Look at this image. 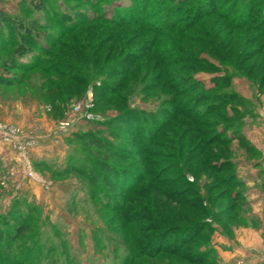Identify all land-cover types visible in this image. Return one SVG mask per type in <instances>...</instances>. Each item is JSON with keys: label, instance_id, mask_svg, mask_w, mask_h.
Here are the masks:
<instances>
[{"label": "rangeland", "instance_id": "rangeland-1", "mask_svg": "<svg viewBox=\"0 0 264 264\" xmlns=\"http://www.w3.org/2000/svg\"><path fill=\"white\" fill-rule=\"evenodd\" d=\"M44 2L46 6L41 11L31 0H0V17L17 21V27L5 29V34L11 36L7 48L0 44V76L20 78L18 85H0V123L17 126L25 137L35 141L22 153L0 140V234L5 238L10 234L0 244V264H125L132 241H143L147 236L144 231L148 230V221L136 224L135 220H148L150 202H142L136 194L124 203L132 180L126 183V177L117 176L109 182L100 164L140 174L141 158L136 155L140 149H134V140H144L145 128L165 123L186 103L199 104L197 113L207 115L211 111L208 108L220 106L215 99L218 96H225L229 103L224 107L227 114L234 116L236 112L239 123L224 137L229 140L225 149L214 146L210 150L232 160L238 185H223L227 173L210 178V173L204 176L200 172L195 178L196 167L190 168L193 163L186 166L190 174L178 171L185 167L188 148L180 167L176 168V160L168 159L165 167L170 172L163 180L174 182L169 190H177L184 200L201 198L210 211L205 220L210 228L205 232L209 241L202 243L201 239L185 247L186 257L195 258L197 252L208 249L207 264H264V86L260 88V83L264 85V0H199L195 6L188 5L191 0H152L148 3L150 19L159 17L161 25L180 20L183 28L168 27L160 33H148L145 42L138 41L141 47L126 48L129 54L113 51L108 60L109 48L101 53L99 50L100 64L115 65L110 75L96 74L83 52L90 50L96 38L107 42L116 34L118 39L119 32L102 19H114L117 14L128 17L132 0ZM206 4L211 9L203 7V12H228L230 18H207L195 25L197 9ZM88 21L94 23L84 26ZM245 22L248 26L243 27ZM19 25L37 34L41 49L51 48L53 55L43 57L38 70H6L5 65L14 61L13 44L21 39L24 30L19 32ZM69 32L74 33L67 35ZM57 42L64 48L56 46ZM70 43V47L82 50L79 59L68 51ZM80 45L90 46L82 49ZM130 53L143 62L149 61L150 69L146 68L148 63L142 62L143 82L124 103L117 99L110 102L109 96L101 100L103 83L120 80L118 73L126 69L124 56L129 59ZM22 62L33 61L29 57ZM89 64L87 79L74 72V67ZM252 70L256 71L251 76L255 80L246 76ZM74 77L88 80L89 88L79 89L73 84L67 90L65 83ZM164 80L179 85L181 91L172 94L165 90ZM158 85L161 90L143 91L144 86ZM56 86H65L66 90H56ZM202 87V91L197 89ZM203 96L211 98L204 101ZM89 100L92 107L84 111L85 118L61 133L60 125L74 119V107ZM174 101L177 105L171 103ZM206 117L207 123H219L211 129L212 135L222 137L227 120ZM185 120L180 117L172 124L184 130ZM173 137L176 138L174 133L168 137L166 134L162 141L166 154L176 157L182 144L173 141ZM176 172L178 176H173ZM213 185L218 187L211 189ZM237 194L240 199L227 215L220 219L211 217L231 207L230 201H220L219 197L235 198ZM122 205L132 213L119 214ZM14 220L24 227L25 233L20 237L13 238L14 231L6 225ZM133 223L140 226L136 232L131 230ZM166 236L163 244L170 250L181 249L184 240L190 238L188 233L178 231ZM156 249L151 247L152 251ZM135 264L187 263L163 254Z\"/></svg>", "mask_w": 264, "mask_h": 264}, {"label": "trees", "instance_id": "trees-1", "mask_svg": "<svg viewBox=\"0 0 264 264\" xmlns=\"http://www.w3.org/2000/svg\"><path fill=\"white\" fill-rule=\"evenodd\" d=\"M152 0H132L133 8L130 9V15L128 17H122L118 16L116 18H111L109 20H103L105 25H110L114 29H116L120 36L117 38L116 34L110 39L109 41L97 39L90 45H84L81 47L82 49L87 48L90 46V50L84 51L85 53V61H90L93 64L94 69H96V74H101V72L108 73L109 75L113 71L115 65H107L108 63H104L103 65L100 64V60L98 59L99 50L100 53L105 48H109V53L106 54V59L113 57V53L115 51L123 52L124 54H129L127 52L126 48L131 49H137L138 47H141L138 43L144 42L147 40L145 37L148 33H160L163 30H167L169 28H174L176 30H181L182 23L180 20H178L173 25H161V20L159 17H154L153 19H150L152 14L148 13L150 12L148 9V3ZM199 0H191V2L188 3V5L195 6L194 2H198ZM31 4L35 6L37 10H44L45 8V2L44 0H31ZM208 8L211 9L208 4L204 6H201V9H197V12L195 14V20L194 24L197 25L201 21L207 18H213V17H224L226 20L230 18V16L227 14L228 12H213V11H205L203 12L202 9ZM140 11H139V10ZM143 13V14H141ZM148 13V14H147ZM149 15V16H148ZM145 17V18H144ZM16 20H12L9 18H6L5 16L0 17V44L2 45V48H7L8 45L7 41L11 38L10 35L5 34L6 28H15L17 27ZM155 22V24H153ZM94 22L88 21L83 24L84 26H88L93 24ZM155 25V26H154ZM193 25V24H192ZM243 27L248 26V23H242ZM21 32V29L23 30V33L21 34V39L18 40L13 44V50L12 55L14 58V61L11 62L8 65H5L7 71H19L21 73L31 72L33 70H38L42 66L44 62H42L43 57L53 55L51 54L52 51L49 52V49H41L38 43V36L35 32H32L28 28H23V25H19ZM240 27V26H239ZM74 28V27H73ZM76 28V27H75ZM91 29V28H89ZM74 30V29H73ZM91 30H89L90 32ZM136 33L138 35L135 38L134 36H131L130 33ZM17 31V33H19ZM74 32H69L67 35H71ZM112 34V33H111ZM130 34V35H129ZM134 37V38H133ZM90 38V37H89ZM137 39V40H135ZM139 41V42H138ZM59 42V41H58ZM56 43L55 45L60 46L61 48H64V46L61 45V43ZM72 43L69 44V52H72L74 55L82 54V50H77L76 48L70 47ZM124 48V50L122 49ZM114 51V52H113ZM126 51V52H125ZM153 51V50H152ZM121 52V53H122ZM221 52V51H220ZM222 53V52H221ZM135 53H130L129 59H127L128 55L124 56L125 61L122 63L126 65L125 71L119 72L118 76L121 77L118 82H113V84H110L109 82H104L103 86L101 87V91L103 92L102 99H105L109 96L110 102L112 99H117L118 101H122V103L127 101L128 95H131L134 93L135 89L143 82L141 81V71L145 67L143 66V62L140 59L141 57H137ZM151 54H154L151 52ZM109 55V56H108ZM226 60L227 57H225L223 54H221ZM157 56V55H155ZM31 57L33 62H30L29 64H24L22 61L26 58ZM54 57L55 54H54ZM225 59L223 60L225 62ZM140 60V61H139ZM67 61V60H65ZM128 61V62H127ZM143 62V63H142ZM159 64L158 62L156 65ZM231 65V64H230ZM82 67V66H81ZM150 69L149 63L147 64L146 68ZM67 68L71 69L70 66ZM90 70V64L89 66H83L82 68H76L74 67V72L79 74L81 78H86V73ZM256 74V71L253 70L246 75L248 79H252V75ZM80 80L79 78H71L67 80L68 82L65 83L66 89H71L70 85H73L75 87H78L79 89L84 87V90H87L90 86V83L88 80ZM255 80V79H254ZM165 81V80H164ZM20 84V78L18 77H12L9 78L7 76H0V85L1 86H14ZM165 90L171 92L172 94H177L180 90L179 85H173L169 80H166L164 83ZM198 86V85H197ZM264 85L260 83V88H263ZM158 87V88H157ZM65 86L60 87L56 86V90H66ZM149 89L151 91L154 90H161L160 85L155 87H148L144 86V92H149ZM199 90H203L202 88H197ZM74 91V90H73ZM185 91L183 92V94ZM203 93V92H202ZM204 101H207L211 98V96H203ZM216 100H219V105L216 109L214 107H210L207 110H210L206 114H199L195 110L196 107H198L199 104H196V106H193L192 103H186L182 106V108L176 112L173 113L172 117H170L168 120H165V123L161 124H154L153 126H150L148 128H145L144 131H146V137L144 140L140 142V140H134V149H140L136 155L140 156L141 162H140V174H128L125 170L122 169H116L111 168L103 163L100 164V167H102L105 171V174L107 176V179L109 182H112L111 179H115L117 176L126 177L125 181L126 183H130L126 190V196L124 198V203L128 199L130 195H136L137 197H141V201L145 202L146 204L148 201L150 202V209L151 212L150 216H148V220L146 219H140L137 218L135 220V223L137 224L139 221H148L149 227L148 230L144 231L147 236L143 241L140 239H134L131 243V249H130V255L128 259L125 260V264H135L138 263L139 260L144 258H157L160 255H166L171 254L173 257L185 261L187 264H207L208 261V249H206L205 253L200 251L197 252L195 255V258H191L189 256L186 257L184 255L187 252L185 251V247L190 246L197 240L203 239L202 243H206L209 241V238L206 239L205 232L209 231L210 228L208 225L205 224L206 218L210 215V211L207 206H204L203 200L201 198H195V200H184L182 197H180L179 192L177 190L172 191L169 190L171 187H174V182H169L166 180H163V176L167 175L170 171L166 170L167 168L165 165H167L168 159H174L177 162L175 163L176 168L181 166V163L183 161V158L185 157V151L187 148L188 150V160L185 163V167H180L178 171L186 174H190L189 170L190 168L194 169L195 178H198V173H202L204 176L210 173L211 175H222L224 173L228 174V177L224 178L222 180L223 185H225L227 188L233 187L235 185H238L239 180L235 172H233L234 164L232 163V160H228L224 157L222 153H212L210 150L211 147L214 146H221L223 149H225V146H228L229 140H224L227 132L230 131V129L233 126L238 125L239 120L237 113L235 112L234 116H229L227 114V109L224 108L229 104L226 101L225 96L221 97H215ZM175 105H177V102H171ZM214 108V109H213ZM221 108V112L219 113V109ZM121 113V112H120ZM213 115L218 119V121H226L227 120V128L223 130V135L220 138H217L212 135L210 132L212 128L217 127L219 123L215 122H206L207 117ZM185 118L187 121V126L183 130L182 127H178L176 124L173 125L172 122L176 121V119ZM211 123V125H209ZM204 126V127H203ZM172 127V128H171ZM150 128V129H149ZM174 133L176 135V138L173 137V141H175L177 144H182V146L179 149L178 156L174 157L173 155H167L165 152L166 147L163 146V139L165 138V135L167 134V137L171 135V133ZM215 132L218 134V132L215 130ZM171 139V138H170ZM197 139H200L197 141ZM133 145V141H132ZM178 146V145H177ZM160 148L163 150H160ZM225 151V150H224ZM211 161V162H210ZM218 162V163H217ZM193 163V164H192ZM195 163H197L195 165ZM190 168H186L187 165H191ZM198 166V167H197ZM119 171V172H118ZM191 171V170H190ZM206 172V173H205ZM179 172H176L173 174L178 176ZM133 182V183H132ZM193 187V185H191ZM213 187H218L217 185L210 186L211 189ZM195 189V188H194ZM143 193V194H142ZM189 194V192H186ZM186 193L183 195V197L186 195ZM142 195V196H141ZM181 198V199H180ZM240 199L239 194L233 197H227V195L219 197L218 200L222 201H230L231 207L227 208L226 211L218 213L217 215H213L212 218H222L223 216L227 215L226 212L230 211L232 208H234L233 205L236 204V202ZM242 199V198H241ZM183 200V201H182ZM189 201V202H188ZM121 210L119 214L127 213L131 214L132 212L126 211L125 207L122 205ZM129 217V216H128ZM136 217V216H134ZM19 220H14L13 224H9V222H6L7 227L12 229L14 231L13 238L22 236L24 232V227L21 225V223L18 225L17 223ZM133 223L132 231H137L140 226H136V224ZM132 224V223H131ZM139 227V228H138ZM130 230V231H131ZM178 231L182 233H188L190 235V238L187 240H184L183 247L179 250H170L164 246L165 239H167V234H170L171 232ZM167 233V234H166ZM10 234H6L3 236V234H0V244L3 242V240L8 239ZM165 236V237H164ZM162 237L164 239H162ZM164 240L159 246V240ZM145 243L143 244V242ZM153 242V243H152ZM147 243V244H146ZM141 245V246H139ZM144 245H146L144 248H142ZM151 247H156L155 251L151 250ZM169 250V251H166ZM189 253V252H188ZM10 263L12 260H9Z\"/></svg>", "mask_w": 264, "mask_h": 264}, {"label": "built area", "instance_id": "built-area-1", "mask_svg": "<svg viewBox=\"0 0 264 264\" xmlns=\"http://www.w3.org/2000/svg\"><path fill=\"white\" fill-rule=\"evenodd\" d=\"M92 100H89L85 103H79L74 107V119L69 122H63L60 125V132L64 133L65 131L70 130L76 123L80 122L85 118L84 111L92 107ZM0 140L9 145H13L20 152L25 153L27 149L35 145V141H31L24 136L23 131L20 130L17 126L7 125L0 123Z\"/></svg>", "mask_w": 264, "mask_h": 264}]
</instances>
